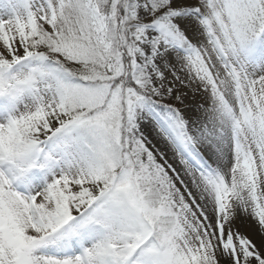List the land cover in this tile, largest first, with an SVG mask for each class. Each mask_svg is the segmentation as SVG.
I'll return each instance as SVG.
<instances>
[{"label":"snow or ice","instance_id":"obj_1","mask_svg":"<svg viewBox=\"0 0 264 264\" xmlns=\"http://www.w3.org/2000/svg\"><path fill=\"white\" fill-rule=\"evenodd\" d=\"M0 264H264V0H0Z\"/></svg>","mask_w":264,"mask_h":264}]
</instances>
